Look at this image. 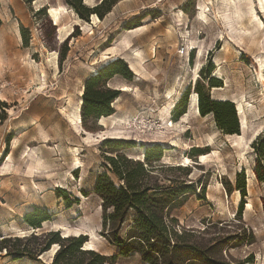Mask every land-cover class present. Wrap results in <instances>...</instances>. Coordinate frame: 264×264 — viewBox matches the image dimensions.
<instances>
[{
	"label": "rangeland",
	"instance_id": "obj_1",
	"mask_svg": "<svg viewBox=\"0 0 264 264\" xmlns=\"http://www.w3.org/2000/svg\"><path fill=\"white\" fill-rule=\"evenodd\" d=\"M100 2L81 0L90 9ZM94 15L80 18L68 0H0V236L31 233L22 217L40 207L52 215L41 230L83 235L89 250L116 254L117 247L101 236V200L92 191L103 172L118 184L105 161L115 153L103 143L123 140L133 147L118 154L132 161L143 160L145 147L161 145L162 158L154 165L165 167L155 176L157 183L192 184L195 191L179 197L180 207L172 211L179 230L193 235L187 243L210 246L218 264H264V186L253 172L254 146L264 133V11L259 1L120 0L101 19ZM139 27L140 32L127 34ZM124 39L128 47L120 45ZM181 46L183 56L177 54ZM113 47L117 51L106 54ZM136 53L144 61L134 58ZM117 59L126 63L131 80L116 75L107 83L120 91L114 114L105 117L113 119L105 126L101 118L89 119L87 129L72 124L69 115L82 104L85 81ZM209 65V77L220 87L207 85ZM197 91L234 104L237 135L224 134L210 113L191 112L185 118L191 95L199 100ZM184 92L185 112L180 113L177 104ZM170 123L173 127L167 128ZM201 155L207 156L204 164L198 162ZM184 157L191 163L181 166ZM37 161L40 168L33 174ZM242 180L244 196L236 187ZM59 189L73 202L71 208L57 197ZM51 256L39 261L0 257V264H42ZM115 264L142 263L133 254Z\"/></svg>",
	"mask_w": 264,
	"mask_h": 264
},
{
	"label": "trees",
	"instance_id": "obj_2",
	"mask_svg": "<svg viewBox=\"0 0 264 264\" xmlns=\"http://www.w3.org/2000/svg\"><path fill=\"white\" fill-rule=\"evenodd\" d=\"M118 1L101 0L99 5L90 9L82 5L81 0H68L79 17L86 21L92 14L101 19ZM41 12L43 8L38 11ZM209 66L206 70L208 77L212 71V65ZM116 75L131 80V73L122 59L102 66L85 81L80 108L81 127L84 129H87V120L114 114L113 102L120 91L108 88L107 83ZM219 84L215 77L208 78L207 85L210 88L220 87ZM197 93L199 115L205 117L212 114L217 127L224 134L237 135L239 124L234 104L211 100L208 93L205 96L199 91ZM186 100L187 93L184 92L177 104L180 113L185 112ZM256 140L254 147L257 158L253 172L256 181L264 186V133L259 134ZM133 144L132 141L123 140L104 141L103 146L115 153V157H105V161L107 170L118 184L103 172L97 175L92 191L101 200V236L110 245L117 247L116 254L104 255L95 250L83 249L87 241L83 235L62 237L60 231L41 230L42 224L50 221L52 215L45 208L34 207L22 217L32 232L23 236H0V257L11 261H39V257L56 246L50 260L42 264H115L118 258L133 254L138 255L142 264H218L211 256L210 246L200 248L186 242L193 237L192 233L183 228L179 230L178 219L172 215V211L180 207L179 197L195 191L192 184L178 183L179 186L173 187L157 183L158 178L155 176L165 167L163 164H158V167L154 165L162 158L161 145L145 147L142 161H132L118 154V151L131 148ZM171 168L188 171L187 167ZM239 177L243 179L242 171ZM236 187L244 196V181ZM61 193L65 194V191L59 189L57 197L63 199L66 209L71 208L73 202ZM77 202L78 199H75ZM261 206L264 217V197L261 198ZM241 209L242 202L237 215H240ZM125 225L126 237L122 239L120 235Z\"/></svg>",
	"mask_w": 264,
	"mask_h": 264
},
{
	"label": "bare ground",
	"instance_id": "obj_3",
	"mask_svg": "<svg viewBox=\"0 0 264 264\" xmlns=\"http://www.w3.org/2000/svg\"><path fill=\"white\" fill-rule=\"evenodd\" d=\"M259 1V5H260V8L264 11V0H258ZM57 9V8H56ZM62 9V8H61ZM62 10H60V12H61ZM253 12H254V10H253ZM49 14L52 16V15H55L56 14V11L54 10V9H49ZM61 14H62V12H61ZM201 14H202V12H201ZM200 14V15H201ZM95 16V15H94ZM93 16V20L94 21H99V19H97L96 17H94ZM60 17V16H59ZM200 17H202V15L200 16ZM53 18V17H52ZM204 18V17H203ZM251 18V17H250ZM257 18V17H256ZM251 20V19H250ZM257 20V22H258V25L260 26V21L258 20V19H256ZM56 21H58V20H56ZM55 22V21H54ZM251 22V21H250ZM255 22V21H254ZM252 23V22H251ZM55 25H57L56 23H54ZM254 24V23H253ZM257 24V23H256ZM259 26H257V27H259ZM57 27H58V25H57ZM256 27V28H257ZM258 29V28H257ZM59 30H61V28H59ZM142 30V28L141 27H139V28H136V29H133V30H128L127 31V34L128 35H131V34H135V33H138V32H140ZM256 30V29H255ZM63 31H65V30H63ZM248 33H250V32H248ZM128 41V40H127ZM127 41L124 39L122 42H120V45H122V46H125V47H128V43H127ZM117 51V48L116 47H113V48H109V49H107V53L106 54H113L114 52H116ZM200 52V51H199ZM134 58H136V59H139V60H141V61H144V58H143V56H142V54L141 53H136V55H135V57ZM262 63V62H261ZM263 64V63H262ZM262 68V67H261ZM264 68V67H263ZM262 75V74H261ZM263 81V80H262ZM122 90V89H121ZM127 91V90H126ZM170 97V94H169V96H168V99H170L169 98ZM197 104H198V98H197V95H195V93L193 94V95H191V97H190V99H189V110H188V112H187V114L185 115V118H187L189 115H190V113L191 112H193V113H195L196 115H199V113H198V108H197ZM80 107H81V105H77V107H75V111H74V113H70V115H69V119H70V121L72 122V124H74V125H76V124H80L81 123V117H80ZM113 119V117H110V118H105V117H101V123H102V125L103 126H105L106 125V122L107 121H109V120H112ZM111 123L113 124V122L111 121ZM110 123V124H111ZM101 125V124H100ZM173 127V124L172 123H170V124H168V126H167V128H172ZM254 136V135H253ZM171 145H172V147H176L177 145H176V142L175 141H171ZM211 155V154H210ZM206 157L207 156H205V155H201L200 156V158H199V163L200 164H204V162H205V160H206ZM74 161H75V165H77V167L76 168H81L82 166H81V164H80V162L77 160V159H74ZM191 163V161L188 159V158H186V157H184V159H182V161L180 162V165L181 166H186L187 164H190ZM38 168H40V164H39V162L37 161L36 162V164L34 165V167H33V170L31 171V173H33V174H35L36 173V170L38 169ZM237 200H238V197L236 198ZM47 222H45V223H43V225H45ZM59 228V227H58ZM62 237H67V235H65L64 233L62 234ZM90 245H91V243H89V242H85L84 243V246H83V249H85V250H87L86 248L88 247V250H89V247H90ZM55 249H56V246H52V248L46 253V254H50V255H53V253L55 252Z\"/></svg>",
	"mask_w": 264,
	"mask_h": 264
},
{
	"label": "built area",
	"instance_id": "obj_4",
	"mask_svg": "<svg viewBox=\"0 0 264 264\" xmlns=\"http://www.w3.org/2000/svg\"><path fill=\"white\" fill-rule=\"evenodd\" d=\"M185 53V49H184V47H180L178 50H177V54L179 55V56H183V54Z\"/></svg>",
	"mask_w": 264,
	"mask_h": 264
},
{
	"label": "water",
	"instance_id": "obj_5",
	"mask_svg": "<svg viewBox=\"0 0 264 264\" xmlns=\"http://www.w3.org/2000/svg\"><path fill=\"white\" fill-rule=\"evenodd\" d=\"M42 226H43V224H42ZM38 259H41V258L39 257Z\"/></svg>",
	"mask_w": 264,
	"mask_h": 264
},
{
	"label": "crops",
	"instance_id": "obj_6",
	"mask_svg": "<svg viewBox=\"0 0 264 264\" xmlns=\"http://www.w3.org/2000/svg\"><path fill=\"white\" fill-rule=\"evenodd\" d=\"M136 55V54H135ZM135 55H134V57H135Z\"/></svg>",
	"mask_w": 264,
	"mask_h": 264
}]
</instances>
